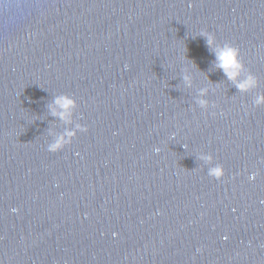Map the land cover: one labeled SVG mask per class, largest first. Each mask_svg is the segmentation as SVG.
<instances>
[{
	"label": "water",
	"instance_id": "obj_1",
	"mask_svg": "<svg viewBox=\"0 0 264 264\" xmlns=\"http://www.w3.org/2000/svg\"><path fill=\"white\" fill-rule=\"evenodd\" d=\"M0 264H264V0H0Z\"/></svg>",
	"mask_w": 264,
	"mask_h": 264
},
{
	"label": "clouds",
	"instance_id": "obj_2",
	"mask_svg": "<svg viewBox=\"0 0 264 264\" xmlns=\"http://www.w3.org/2000/svg\"><path fill=\"white\" fill-rule=\"evenodd\" d=\"M211 43V40H209L210 46ZM234 57H236V59H234ZM217 59L219 61V67L225 71L229 79L235 80L238 74L237 70L240 67L236 62L238 60V53L236 50L232 48L223 49L218 53ZM249 84L250 82L238 84V87L241 90H245L249 87ZM56 103L64 109H69L73 105V102L67 98L58 99ZM60 115L63 117L64 114L61 113Z\"/></svg>",
	"mask_w": 264,
	"mask_h": 264
}]
</instances>
